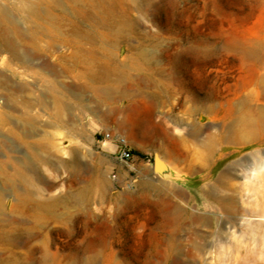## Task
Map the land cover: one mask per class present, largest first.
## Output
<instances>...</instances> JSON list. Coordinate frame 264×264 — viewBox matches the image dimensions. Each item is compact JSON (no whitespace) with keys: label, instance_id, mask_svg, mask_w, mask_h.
Returning a JSON list of instances; mask_svg holds the SVG:
<instances>
[{"label":"rangeland","instance_id":"1","mask_svg":"<svg viewBox=\"0 0 264 264\" xmlns=\"http://www.w3.org/2000/svg\"><path fill=\"white\" fill-rule=\"evenodd\" d=\"M131 3L134 24L104 44L105 52L118 59L121 74L120 81L106 83L116 89L113 99L92 102L86 80L76 77L79 68L65 61L70 49L57 36L41 42L46 51L33 59L37 66L31 71L26 63L11 60L7 52L0 55V72L12 84L27 86L28 94L38 102L52 97L70 106L69 111L64 109L69 119L66 123L39 106L33 111L39 124H50L46 152L56 161H73L71 168L59 161L46 170L39 167L38 174L54 184L50 194L81 192L91 198L89 207L99 214L82 225L77 216L83 213V205L72 215L62 209L64 221L49 225L51 250L62 256L61 264H113L104 257L107 242L115 251L113 260L121 264H264V217L252 216L260 223L240 229L234 226L232 211L226 209L261 213L264 209V170H256L264 160V128L257 139L245 144L218 141L207 149L201 142L210 132L220 137L232 128L239 106L264 108L259 84L264 67L244 62L234 42L264 35V1ZM198 42L210 48L208 56L189 50ZM131 44L139 48V57L129 59ZM181 50L182 58L173 62ZM171 70L173 79L167 75ZM0 84L1 118L7 114L12 122L39 131V124L27 123L19 112L8 108L22 109L23 105ZM65 86L73 93L65 91ZM75 90H80L78 98ZM194 94L200 100L209 96L215 112L201 109L203 102L193 99ZM87 100L108 110L109 116L102 120L85 110L82 102ZM175 117L184 123H176ZM4 123L1 121L0 133L5 132L19 150L26 151L27 139L9 131L12 123ZM107 132L114 138L126 137L132 152L129 160L120 158L113 143H104L102 137ZM168 133L178 137L169 141ZM168 147L176 150L181 160L172 157ZM157 154L168 167L164 177L154 172ZM110 224L115 226L112 236L108 235ZM69 225L75 230L70 232ZM127 228L131 231L128 236ZM89 241L105 254L85 250ZM169 243L175 247L166 251ZM39 244L35 240L20 248L23 264H37L40 253L32 255L29 250Z\"/></svg>","mask_w":264,"mask_h":264},{"label":"bare ground","instance_id":"2","mask_svg":"<svg viewBox=\"0 0 264 264\" xmlns=\"http://www.w3.org/2000/svg\"><path fill=\"white\" fill-rule=\"evenodd\" d=\"M132 9L131 0H0V55L2 52H7L11 60H20L27 64L28 70L33 69L37 66L33 59L45 50H42L41 42L47 37L57 36L61 44L70 49L69 54L64 57L65 61H68L70 66L79 68L76 77L86 80L85 88L93 93L92 102L113 99L116 89L106 83L120 81L121 74L117 67L116 60L118 59L105 52L104 44L118 38L125 28L129 29L134 24L131 17ZM234 42L244 62L264 67V35L238 38ZM27 47L31 49L26 51ZM189 50L196 51L205 57L210 52V48L200 42ZM129 51L131 52L129 59L141 55L139 48L135 45L131 44ZM183 52L181 50L176 53L172 61L180 60ZM163 72L166 73V68ZM50 73L56 77L60 76L55 71H50ZM173 74V70L167 72L169 79L174 78ZM0 81L3 83L2 87L20 98L21 105H23L22 109L8 107L7 103L5 106L19 112L21 118L27 123L39 124L36 115L33 114L37 106L44 113H48L59 121L68 122L69 119L66 118L64 109L67 110L69 105L65 104V101H54L52 97L49 99L47 97L38 102V98L36 100L28 94L27 86L12 84L2 76L1 72ZM259 84L264 97V76L260 78ZM64 88L67 92L71 91H68L67 86ZM78 91L74 92L77 98L80 95ZM193 99L203 102L200 108L204 111L215 112V106L210 102L209 96L200 100L199 96L194 94ZM82 103L85 110L94 113L99 119L104 120L109 116L108 110H102L99 104L93 105L91 100ZM238 109L236 124L222 133L220 137L212 132L208 133L201 140L204 147L211 149L218 141L245 144L258 138L260 130L264 128V108L247 105V108L239 106ZM228 116V113L225 114V117ZM174 119L180 125L184 123V120L179 117ZM1 121L6 124L12 123L13 126L8 128L9 131L15 133L17 131L18 135L26 138L27 146H25L26 151L19 150L9 140L7 134H4L5 132L0 133V264H23V254L20 248L30 245L35 240L40 241V244L32 247L29 253L32 255L40 253V256L36 258L37 264H61L62 256L52 251L47 242L50 223L63 222L61 210L67 209L68 214L72 215V212L80 205H83L84 211L77 216V223L87 225L88 221L98 218L99 214L89 207L91 198H85L81 192L76 195H52L50 193L54 184L46 176L39 177V167L46 170L49 165L59 161L51 157L49 151L46 152L50 145L45 141L47 133H50L46 131L50 124H39L41 129L38 127L40 130L34 132L26 129V124H20L17 120L18 123L12 122L13 120L7 114L2 118L0 116V124ZM177 137L178 135L174 133H168L169 141ZM179 137L183 138L182 135ZM63 151L67 153L66 149ZM168 153L181 160L182 156L176 150L168 147ZM59 163L61 166L71 168L73 161L70 158H63ZM157 168L156 171L160 174ZM256 170H264V160L259 163ZM7 206L10 207L9 210ZM226 209L232 211L234 226L240 229L247 224L255 227L260 223L256 221L257 219H252V216L264 217V209L262 213L259 210L250 209L238 211L236 207H226ZM67 227L70 232L75 230L74 226ZM126 231L128 236L131 231L129 229ZM114 232L115 226L110 224L108 235L112 236ZM174 247L173 243H169L166 251L173 250ZM84 249L105 254V250L97 248L93 241L84 245ZM105 249L107 250L104 256L106 261L121 264L113 260L115 251L111 243L107 242Z\"/></svg>","mask_w":264,"mask_h":264},{"label":"built area","instance_id":"3","mask_svg":"<svg viewBox=\"0 0 264 264\" xmlns=\"http://www.w3.org/2000/svg\"><path fill=\"white\" fill-rule=\"evenodd\" d=\"M102 139L104 140V143H106L107 141L113 143V145H115L119 150L120 158H122L123 160H129L132 157L131 148L126 137L117 136L116 138H114L110 132H107L103 135Z\"/></svg>","mask_w":264,"mask_h":264},{"label":"water","instance_id":"4","mask_svg":"<svg viewBox=\"0 0 264 264\" xmlns=\"http://www.w3.org/2000/svg\"><path fill=\"white\" fill-rule=\"evenodd\" d=\"M159 165V172L161 174L162 177H164V173L166 172V170L168 169L167 164L165 161H163V158L157 154L155 157V163H154V172L156 171V168Z\"/></svg>","mask_w":264,"mask_h":264}]
</instances>
